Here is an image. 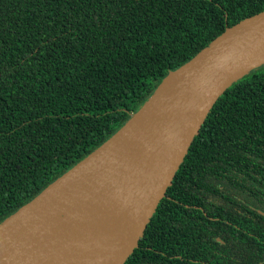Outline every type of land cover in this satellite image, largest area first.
<instances>
[{"label": "trees", "instance_id": "1", "mask_svg": "<svg viewBox=\"0 0 264 264\" xmlns=\"http://www.w3.org/2000/svg\"><path fill=\"white\" fill-rule=\"evenodd\" d=\"M263 11L264 0H0V225ZM124 264H264V65L213 104Z\"/></svg>", "mask_w": 264, "mask_h": 264}, {"label": "water", "instance_id": "2", "mask_svg": "<svg viewBox=\"0 0 264 264\" xmlns=\"http://www.w3.org/2000/svg\"><path fill=\"white\" fill-rule=\"evenodd\" d=\"M262 65L264 11L214 39L171 74L116 134L50 185L46 190L84 164L143 113L125 144L118 174L112 177L110 195L102 199L108 205L99 212L98 225L80 241L85 248L74 246L76 253L63 264H124L213 104L225 89Z\"/></svg>", "mask_w": 264, "mask_h": 264}, {"label": "bare ground", "instance_id": "3", "mask_svg": "<svg viewBox=\"0 0 264 264\" xmlns=\"http://www.w3.org/2000/svg\"><path fill=\"white\" fill-rule=\"evenodd\" d=\"M142 117L0 227V264H63L75 247L85 248L80 241L98 225L108 205L102 199L110 195L125 144Z\"/></svg>", "mask_w": 264, "mask_h": 264}, {"label": "flooded vegetation", "instance_id": "4", "mask_svg": "<svg viewBox=\"0 0 264 264\" xmlns=\"http://www.w3.org/2000/svg\"><path fill=\"white\" fill-rule=\"evenodd\" d=\"M219 220L222 221V218H219ZM220 223H221V222H220ZM221 225H222V224H220V226H221Z\"/></svg>", "mask_w": 264, "mask_h": 264}]
</instances>
